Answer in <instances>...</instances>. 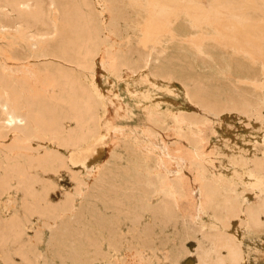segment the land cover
Instances as JSON below:
<instances>
[{
  "label": "rangeland",
  "instance_id": "1",
  "mask_svg": "<svg viewBox=\"0 0 264 264\" xmlns=\"http://www.w3.org/2000/svg\"><path fill=\"white\" fill-rule=\"evenodd\" d=\"M41 1L47 8L49 0ZM183 1L179 0V6L192 13L195 6H203L201 10H205L224 3L226 16L253 19L254 24L259 23V33L264 31V0H256L255 6L244 5L241 12L231 10L230 6L242 0ZM167 4L163 14L141 24V31L136 29L139 16L123 12L118 22L122 26L118 25L116 34L107 38L101 52L103 61L97 64L98 76L88 70L80 74L96 106L103 111L97 118L102 138L75 156L77 163L64 154L66 168L76 173L71 209L46 210L22 222V212L30 201L24 190L15 186L0 191V264H190V260L209 248L215 232L206 215L209 199L202 184L201 158L197 155L202 153L214 160L206 171L212 179L221 176L228 179L234 164L223 159L222 153L250 147L248 157L264 159V130L249 131L241 118L236 122L237 138L229 141L216 117L203 114V107L208 105L219 113L234 116L230 110L238 102L240 91L251 87V81L237 83L232 70L220 74L218 69L206 67L200 58V65L205 67L193 71L194 79L185 84L177 63L162 62V54L152 50L157 46L167 53L171 47L165 46L164 40L172 37L176 42L188 44L184 49L190 55L195 52L191 44L197 41V30L186 31L180 37L176 28L181 20ZM1 11L0 21L17 19V12L11 7ZM84 14L87 16L89 11L84 9ZM59 20V12L53 9L47 26L38 24L36 30L40 33L48 28L51 37L53 24ZM97 29L104 31L100 23ZM256 35L253 42L248 36L242 38L240 47L234 41L221 39L215 53L225 58L239 55L259 73L264 70V38L258 42L260 35ZM207 38L204 35L198 40ZM9 45L8 39L0 38L2 52H8ZM28 49L23 43L15 47L12 60L22 66L28 55L33 57L35 64L22 68L34 75L31 88L34 97L49 99L59 93L49 86L53 73L50 63L58 59L42 56L39 44ZM149 57L154 60L149 62ZM111 59L126 61L129 66L119 70L112 64L110 68ZM64 64L75 69L73 63ZM199 84L204 88L202 95L210 90L215 97L203 104L191 99L188 91ZM256 101L264 106L263 96ZM32 113L37 114L34 109ZM53 149L64 152L60 147ZM27 153L18 147L0 151V169L12 162L24 166L28 162ZM177 185L181 186L182 195L176 200L173 192ZM53 187L48 198L59 205L63 195L58 193L69 190L60 192L56 178ZM244 188L248 199L257 205L264 204V173H250ZM42 194L40 187L33 198L34 206H38ZM238 244L246 264H264V224L244 228Z\"/></svg>",
  "mask_w": 264,
  "mask_h": 264
},
{
  "label": "bare ground",
  "instance_id": "2",
  "mask_svg": "<svg viewBox=\"0 0 264 264\" xmlns=\"http://www.w3.org/2000/svg\"><path fill=\"white\" fill-rule=\"evenodd\" d=\"M43 2L41 0H0V14H2L1 10L7 7L17 12L16 20L0 21V38L8 39L10 43L8 52L4 53L0 50V151L18 147L28 152L26 154L28 162L24 166L12 162L0 169V191L15 186L24 190L30 201L22 212V222H27L29 217H34L35 214L46 210L52 211L59 208L68 211L71 209L70 202L73 196L72 191L75 190L76 173L66 168L64 154L70 155L75 162V156L102 138V129L97 123V118L102 116L103 111L96 106L87 87L82 83L80 74L88 70L95 77L98 76L97 64L103 61L101 52L107 38L118 31V25H120L118 22L123 12L126 15L134 13L139 16L136 18L139 22L136 29L141 31V24L163 14L165 5L168 3L171 12H174L177 19L181 20L176 28L180 37H183L186 31L197 30L198 32L195 33L197 41L191 44L195 50L194 55H190L184 49V46L188 44L176 42L172 37L164 40L165 46L171 47L167 53L157 46H153L152 50L162 54V62L177 63L180 77L185 84L194 79L193 71H200V68L205 67L202 64L201 67L200 58L206 67L218 69L220 74L224 70H232L233 74L237 75V83L251 81V87L240 91L238 102L230 110L234 116L219 113L214 106L206 104L202 113L209 117L212 115L216 117L221 128L228 133L229 141L237 138L236 122L241 118L249 131L264 130V106L257 104L256 101L257 97H264V91L261 92V87L264 85V70L257 73L252 69L254 66L249 65L248 62L247 65L241 56L232 55L225 58L220 53V55L216 54L214 49L217 43L220 44L221 39L234 41L240 47L239 42H242V38L248 36L247 39L253 42L254 35L257 34L260 35L258 41L260 42L264 38V31L259 33V23L254 24L253 19L228 17L224 13L226 10L224 3L217 2L211 9L201 10L203 6L200 8L195 6L194 13L187 10V7L181 8L179 0H49L47 8ZM256 3V0H242L237 5L230 6V9L240 11L245 9L244 5L247 8V6H255ZM190 7L193 6L190 5ZM53 9L60 14L59 22L53 24V35L48 36V28L43 29L45 32L38 33L36 30L38 24L46 25ZM84 9L89 11L87 16L84 14ZM184 11L187 14L184 15ZM197 22L199 23L196 25ZM99 23L103 27V32L97 29ZM204 35L208 38L198 40ZM22 43L28 46V50L39 44L43 48L42 56L58 59L50 63L51 73H53L49 81V86L59 90L58 94L52 95L49 99L34 97L31 89L34 75L25 73L22 66L31 67L36 61H32L33 57L29 55L28 61L22 62L24 64L22 66L12 60L15 47L21 46ZM153 60V57L148 58L149 62ZM66 62L73 63L75 69L70 68L72 65L65 66ZM110 63V68L113 64V67H118L119 70L129 66L126 61L111 59ZM217 76L220 75L217 74ZM202 90L204 88L199 84L189 90L188 94L191 99L202 101V104L215 97L210 90L208 94L206 93L207 95H202ZM32 109L37 114H33ZM59 147L64 149L63 153L53 151V148ZM249 148L222 153L223 159L232 161L234 164V171L228 179L225 176L212 179V175L206 171H208V165H212L214 160L212 161L202 153L198 155L196 153L201 158L199 166L202 184L209 199L206 215L210 228L215 233L210 240L209 248L203 250L200 257L190 260V264H246L238 244L242 237V230L246 227H261L264 224V204L257 205L253 200L248 199L244 188L250 173L258 175L264 173V159L256 160L248 157L246 154L249 153ZM78 164L77 168H81L82 165ZM114 168L116 169V164ZM214 168L216 169L215 165ZM55 178L58 180L60 192L69 190L68 193H58L63 195L59 205L53 204V200L48 198L50 190L54 188ZM34 185H38V188L41 187L43 190L38 206L33 205V198L37 196L38 189H34ZM174 188L173 198L177 200L182 195V189L180 185Z\"/></svg>",
  "mask_w": 264,
  "mask_h": 264
}]
</instances>
